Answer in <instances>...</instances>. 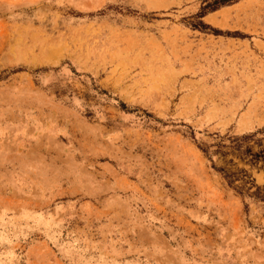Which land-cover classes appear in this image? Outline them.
Instances as JSON below:
<instances>
[{
	"label": "rangeland",
	"instance_id": "374dc122",
	"mask_svg": "<svg viewBox=\"0 0 264 264\" xmlns=\"http://www.w3.org/2000/svg\"><path fill=\"white\" fill-rule=\"evenodd\" d=\"M216 1L0 0V264H264V35L212 25L264 0Z\"/></svg>",
	"mask_w": 264,
	"mask_h": 264
},
{
	"label": "crops",
	"instance_id": "0c3cea01",
	"mask_svg": "<svg viewBox=\"0 0 264 264\" xmlns=\"http://www.w3.org/2000/svg\"><path fill=\"white\" fill-rule=\"evenodd\" d=\"M254 0H239L234 1V3L226 5L221 7L220 9H217L213 12L209 13V16L211 18L219 17L221 15H228L230 13H233L237 10H242L243 12H248L249 7L252 5ZM215 26V28L222 30L221 28L224 25H231L230 27L233 29L232 33L230 35L231 39H238L241 42V45L243 44H255L259 43L258 40H261L262 35H264V24H254V23H248V22H238V23H229V22H217L215 24H212ZM229 26H226L225 28H228ZM257 29L261 30L259 32V36H256L252 34L250 31H247L246 29ZM230 32V31H229Z\"/></svg>",
	"mask_w": 264,
	"mask_h": 264
},
{
	"label": "trees",
	"instance_id": "16d2710c",
	"mask_svg": "<svg viewBox=\"0 0 264 264\" xmlns=\"http://www.w3.org/2000/svg\"><path fill=\"white\" fill-rule=\"evenodd\" d=\"M234 0H217L215 3H218L219 5H224L226 3H231Z\"/></svg>",
	"mask_w": 264,
	"mask_h": 264
}]
</instances>
